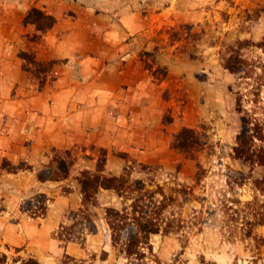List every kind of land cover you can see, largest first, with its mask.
Returning <instances> with one entry per match:
<instances>
[{"label": "rangeland", "instance_id": "obj_1", "mask_svg": "<svg viewBox=\"0 0 264 264\" xmlns=\"http://www.w3.org/2000/svg\"><path fill=\"white\" fill-rule=\"evenodd\" d=\"M105 1L107 8L115 4L117 12L121 10L113 16L121 28L116 66L120 71L133 69L134 77H128L132 81L139 78L138 70L146 69L153 82L176 80L164 92L167 100L172 89L175 104L146 102L148 90L135 97L134 88L129 93L122 85L129 125H119L118 134L113 130L101 139L91 135L79 143L61 138L59 144L47 136L57 123L41 112L37 128L42 133L38 143L31 144L24 140L28 126L5 114L8 109H0V132L7 130H2L7 118L13 132L0 134V264L29 259L40 264H264V225L255 227L250 238L239 233L229 237L225 211V205L240 210L252 200V180L264 177L263 167H251L234 155L243 130L256 127L255 133L250 131L255 148L264 146V0ZM81 3L102 6L98 0ZM32 9L44 13L29 8L21 37L4 49L18 51L39 101L65 102L67 94L54 98L45 87L51 83L53 66L68 64L69 59H42L60 55L63 38L52 27L47 30L50 21ZM126 16L131 30L122 25ZM47 40L55 43L52 51ZM103 52L114 57L115 46L107 45ZM232 54L246 62L244 71L224 67V58ZM3 90L0 106L8 94ZM9 95L16 96L14 90ZM57 135L66 136L64 130ZM100 140L107 144L101 146ZM240 174L248 177L242 185L237 184ZM89 175L98 182L112 179L122 188L121 195L114 188H101L83 205L82 182ZM71 194L78 195V206L72 204L76 196ZM66 201L71 207L64 208L49 234H42L39 226L48 210ZM107 209L146 218L155 212L163 222L175 224L166 235L163 230L151 235L140 248L146 257L136 261L121 252L124 236L134 231L132 220L115 221L123 227L122 243L116 244Z\"/></svg>", "mask_w": 264, "mask_h": 264}, {"label": "crops", "instance_id": "obj_2", "mask_svg": "<svg viewBox=\"0 0 264 264\" xmlns=\"http://www.w3.org/2000/svg\"><path fill=\"white\" fill-rule=\"evenodd\" d=\"M98 1L102 5L98 8H95L96 4L85 6L81 3L82 0L0 1V88L4 89L3 92L8 93L2 101L0 109H8L5 114L15 115V121L18 117L19 124L28 126L30 131L24 132V140H30L31 144L38 143L37 140L42 133V130L39 131L37 128L40 112L43 117L46 116L48 120L52 119L55 124L57 123L58 128L47 134L48 139H52L56 144H59L58 140L61 138L68 142L85 143L91 135H98L101 139L102 136L113 135V130L118 134L119 125L126 127L130 124L128 122L130 107L126 102L127 93L124 94L122 85L127 86L129 93L134 88L135 97H138L140 90H148L144 94L146 102L160 106L166 103L170 107L175 104V93L172 92V89L169 88L170 95L167 100L164 97V92L167 87L175 86L176 80L153 82L148 79L151 72L146 69L138 70L139 78L132 81L128 77H134L133 69L130 72L126 69L120 71L119 65L116 66L119 60L120 38L118 37L121 28L113 16L120 13L121 10L117 12L116 9L119 6L115 4H111L112 8H107L105 0ZM31 7L52 16L55 19L52 32H58L63 38L59 40V43L65 45V48H62L64 50L60 52V55H55L52 58H50L51 56L46 58L41 56V58L48 61L65 57L69 59L68 64L53 66L51 69L53 77L52 80H49L51 83L48 82L45 87V92L50 91L54 98L58 93L67 94L69 99L65 102L39 101L36 97L38 92L34 91L33 84L27 82V73L23 70L22 62L17 56L18 51L14 49L9 52L4 49L5 46L13 44L17 37L18 39L21 37L20 35L23 33L22 19L24 13ZM126 20H129L127 16L121 18L122 25L131 30L128 28ZM66 29L68 31H65ZM49 33L47 39L52 38ZM84 42H86L85 46ZM47 45L49 46L48 50L52 51L55 43L47 40ZM56 45L58 46V44ZM87 45L89 48L86 47ZM107 45L115 46L114 57L111 53L103 52ZM126 59H129L128 55ZM128 73L131 76H127ZM13 90L16 96L11 97L9 94ZM56 109H61V111ZM147 115H149V111L143 112V116ZM7 121L9 122L10 119L7 118ZM8 122L2 129L7 130L0 132L4 136L13 133L8 129L10 125ZM60 130H64L65 137L57 135ZM155 131L152 132L157 133ZM14 132L18 133L19 130L16 129ZM112 140L113 138H111V143H114ZM98 143L101 146L107 144L106 141L101 140ZM32 148L36 147L32 146ZM72 195L76 196L72 204L78 206V195L71 194L70 196ZM67 200H70V197ZM63 203H58L57 208L48 210L39 226L42 234H49L57 226L64 208L70 206L69 201H66L65 206ZM6 236H10V234L7 233ZM2 237H4V227L0 224V240Z\"/></svg>", "mask_w": 264, "mask_h": 264}, {"label": "trees", "instance_id": "obj_3", "mask_svg": "<svg viewBox=\"0 0 264 264\" xmlns=\"http://www.w3.org/2000/svg\"><path fill=\"white\" fill-rule=\"evenodd\" d=\"M31 12L33 14L39 15L41 18L50 21L49 26H47L46 28L47 30L53 27L55 19L52 16L44 14L35 9H32ZM27 18H29V15L26 17V19ZM36 27L37 31L43 30L42 27ZM262 45L264 47V43ZM245 63L246 62L241 57L233 54L224 58V67L233 73L244 71L246 67ZM250 131H253V133H255V131H257L256 127L249 130H243L237 136L236 145L234 147L235 158L241 160L245 164L250 165L251 167L258 165L264 168V146L255 148V135L253 133L251 134ZM239 176L240 180L237 184L242 185L244 181H247L248 177H244V174H240ZM252 185L254 191V198L250 201H247L243 205V207H241L240 210L239 208L233 209L232 206L228 207L225 205V211L228 215L227 231L229 233V237H235V235L239 233L243 235L245 239L250 238L255 227L264 225V199L263 201L259 200V195H262L264 197V177L260 180L253 179ZM101 188H114L121 195L122 188L116 186V184L113 183L112 179H107L102 182H98V178L95 175H89V179L87 178L85 181L82 182V204H87L89 198L93 194H96ZM162 207H166V205L162 204L161 208ZM157 212L162 213V211ZM136 214L134 213L133 216H128V214L121 215L119 211H116L114 209H107V219L112 229V239L113 242L116 244L119 241L122 243L123 227L116 225L115 221L119 223L122 219L132 220V225L130 227L134 231H132V234L128 233L124 236V242L122 243L121 252H123L130 259L141 261L142 258L146 257L145 252H142L140 250L141 246L146 244L150 236L153 234H157L163 230L162 235H166L167 233L172 231L175 221L168 220V222L165 223L162 221V217L155 215V212H152V214L148 215L147 218L146 216L142 217L140 215L137 216ZM23 264L40 263L29 259Z\"/></svg>", "mask_w": 264, "mask_h": 264}]
</instances>
